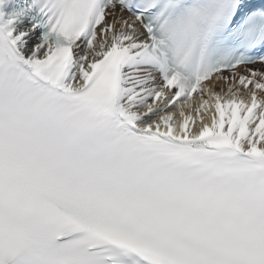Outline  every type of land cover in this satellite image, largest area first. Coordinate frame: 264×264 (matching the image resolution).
<instances>
[{
	"label": "snow or ice",
	"instance_id": "obj_1",
	"mask_svg": "<svg viewBox=\"0 0 264 264\" xmlns=\"http://www.w3.org/2000/svg\"><path fill=\"white\" fill-rule=\"evenodd\" d=\"M0 264H264V0H0Z\"/></svg>",
	"mask_w": 264,
	"mask_h": 264
}]
</instances>
